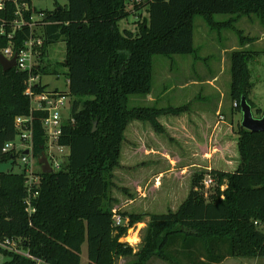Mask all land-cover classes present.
<instances>
[{
	"label": "trees",
	"instance_id": "obj_1",
	"mask_svg": "<svg viewBox=\"0 0 264 264\" xmlns=\"http://www.w3.org/2000/svg\"><path fill=\"white\" fill-rule=\"evenodd\" d=\"M129 1L68 0L67 6L32 8L26 13L27 17L33 11L46 14L47 24L41 29L45 43L31 74L17 68L4 71L0 64V161H16L18 153H4L3 147L19 134L16 117L31 114L32 99L26 93L30 75L66 76L68 90L62 94L71 98L72 105L59 145L69 154L63 167L38 173L41 185L32 201L34 213L27 211L31 192L24 169L0 172V241H16L19 249L43 264H81L85 243L88 264H115L120 257L132 258L128 264H147L154 257L171 264H220L233 257H264V131H250L240 124L236 169H211L208 173L215 185L207 196L202 183L205 173L194 174L189 194L176 210L120 212L124 222L116 226L111 195L129 125L147 122L158 134H167L162 117L193 111L189 105H129L131 95L151 93L154 56L195 54L196 15H202L211 29L236 30V21L242 17L257 16L264 22V0H135L136 10L146 5L149 13L148 20L138 23L137 31L123 29L120 24L134 14L127 7ZM216 14H229L230 18L217 21ZM14 19L15 7L9 1L0 11V27L10 31ZM236 31L242 47L251 43L250 37ZM29 35L26 27L13 39L0 37V45L9 41L17 45ZM60 41L66 44V56L60 62L65 72L45 62L49 47ZM260 54L250 48L231 54L230 95L239 111L243 97L252 109L257 108L250 97L254 88L250 64ZM33 90L53 91L40 82ZM43 117L44 113L33 112L35 158L46 150ZM225 124L220 119L216 126ZM146 218L138 249L121 241L134 224ZM0 254L11 256L4 264H36L3 247Z\"/></svg>",
	"mask_w": 264,
	"mask_h": 264
},
{
	"label": "rangeland",
	"instance_id": "obj_2",
	"mask_svg": "<svg viewBox=\"0 0 264 264\" xmlns=\"http://www.w3.org/2000/svg\"><path fill=\"white\" fill-rule=\"evenodd\" d=\"M58 5L67 6L68 0H33L32 8L53 10ZM127 7L129 10L132 9L134 14L122 20L120 24L123 29L137 31L138 23L148 20V6L144 5L136 10L133 1H129ZM229 18V14L215 15L217 21ZM235 28L242 31L244 37L252 39L250 49L261 53L250 64L254 82L253 99L257 108L261 109L259 112L255 108L253 113L255 117L261 118L263 116L261 112L264 110V22L257 16L242 17L236 21ZM236 30L218 27L211 29L202 15H196L195 54L154 56L151 96L131 95L129 105L131 107L189 105L193 111L183 116L162 117L160 120L167 134H158L147 122L136 121L129 125L123 145L121 167L115 171V186L111 191L117 213H161L169 209L176 210L189 194L194 174L205 173L202 183L203 192L207 196L214 191L215 185L214 182L208 187L204 183L211 169L233 171L238 166L236 130L242 123L243 114L236 108V102L230 95L231 53L242 46ZM65 56L66 44L60 41L49 47L45 62L53 69L65 72L66 68L60 64ZM195 68L200 75L191 71ZM215 77L211 84L210 81ZM197 80L199 81L196 82ZM41 83L49 85L52 89L57 87L62 91L68 90L64 74L44 75ZM150 97L156 101H151ZM217 109L222 112L218 114ZM67 115L69 105L65 113V116ZM220 119L226 123L225 126H216ZM16 144L19 147L22 145L19 137ZM45 152L48 155V151ZM68 154L67 148L58 155L56 153L61 167L67 162ZM38 164L35 163L33 168L39 173L41 165ZM23 166L21 154L18 152L15 162L0 161V172H20ZM107 205L108 203L105 204ZM147 222L146 218L145 221L134 224L128 230V234L132 233L134 237L139 232L141 242ZM262 229L264 230V227ZM127 236L122 237L121 241L133 245L126 240ZM132 236L131 241H135ZM139 245L140 243L133 246L138 249ZM81 259V264L89 263L87 243L82 247ZM10 260V255L0 254V264ZM131 260L130 257H120L115 260V264H128ZM224 264H264V257H233Z\"/></svg>",
	"mask_w": 264,
	"mask_h": 264
},
{
	"label": "built area",
	"instance_id": "obj_3",
	"mask_svg": "<svg viewBox=\"0 0 264 264\" xmlns=\"http://www.w3.org/2000/svg\"><path fill=\"white\" fill-rule=\"evenodd\" d=\"M9 1L14 4L15 19L10 25V31H7L4 25L0 27V37L7 36L9 39H13V37L23 31L26 27L30 29V35L28 38L24 39L22 43L19 42L17 45L13 41H9L5 46L0 45V53L10 60L16 56V66L14 68L31 74L34 67L39 64L41 48L45 43L44 32H42L41 29L47 24L45 23L46 14L44 12L37 13L33 11V14L27 17L26 13L32 10L33 0H0V11L6 9ZM29 1H31V4ZM39 82L41 83V77L39 75H30L27 82L28 88L26 93L32 99L31 114L29 116H17L15 119L16 126L19 129L17 137L20 138L22 145L19 147L16 144V137L15 140L7 142L3 147L4 153L15 151L21 154V159L24 165L23 169L27 175V186L31 192L26 201L28 207L27 211L29 213H34L36 211L32 201L33 198L38 195V188L41 185V177L33 168L35 163L38 164V160L35 158L33 152V112L37 111L44 113L42 127L47 138V157L54 171L61 167L56 153L58 155L66 149V147L59 145V139L63 132L64 121L70 118L72 105L71 98L62 94L64 91L57 87L53 89L50 88L53 90L51 92L36 93L33 90V86H36ZM56 88L58 91H55ZM68 105L69 115L65 116ZM26 151H29V153L26 154ZM214 182V178L210 174H207L204 181L205 185L209 187L214 184ZM114 221L116 226L123 225L124 222L122 215L117 213V211H114ZM0 247L19 252L27 258L35 261L36 264H43L41 260H38L30 252H24L19 249L16 241L10 239H6L3 242L0 241Z\"/></svg>",
	"mask_w": 264,
	"mask_h": 264
},
{
	"label": "water",
	"instance_id": "obj_4",
	"mask_svg": "<svg viewBox=\"0 0 264 264\" xmlns=\"http://www.w3.org/2000/svg\"><path fill=\"white\" fill-rule=\"evenodd\" d=\"M0 64L4 71L11 70L16 66V56L10 60L0 53ZM241 112L243 114L241 125L244 128L254 132L264 131V115L261 118L255 117L253 109L248 103L246 97L241 99ZM93 130H96V124L94 125ZM25 153L28 154L29 151H26ZM38 163L41 165V169L44 173L53 172V168L45 151H42L41 156L38 158Z\"/></svg>",
	"mask_w": 264,
	"mask_h": 264
},
{
	"label": "crops",
	"instance_id": "obj_5",
	"mask_svg": "<svg viewBox=\"0 0 264 264\" xmlns=\"http://www.w3.org/2000/svg\"><path fill=\"white\" fill-rule=\"evenodd\" d=\"M252 43V42H251ZM251 43H248V44H246L245 46H240V48H250V46L252 45ZM239 48V49H240ZM235 50H237V49H235ZM235 50H233L232 52H234ZM232 54V53H231ZM193 73H195L196 75L197 74H199V72H198V70H197V68H195V70H191ZM202 72H203V69H202ZM202 74V73H201ZM200 75V74H199ZM216 79V77L213 79V80H209V79H207V81H210V83L212 84V82L214 81ZM199 80H197L196 82H198ZM150 96H151V93H150ZM250 97H251V100L255 103V105H256V101L253 99V90H252V93H251V95H250ZM151 99V101H153V102H155L156 100L153 98V97H150ZM168 107V106H167ZM169 107H172V106H169ZM257 107V106H256ZM165 108V107H164ZM218 114H220L221 112H222V110H220V109H217V111H216ZM147 219H149V218H147ZM145 223V222H144ZM146 224V223H145ZM135 235H137V236H132V233H129L128 234V236H127V238H126V240H129V242H131V244H133V245H135V246H137V244H139L140 243V238H139V232L138 233H136ZM131 236H132V238H135V241H131L132 239H131ZM137 240V241H136ZM139 242V243H138ZM132 245V246H133ZM135 246H133V247H135ZM121 258H123V257H121ZM229 259V258H228ZM228 259H226V260H228ZM226 260H224L222 263H220V264H224V262H226ZM147 264H171V263H169V262H167V261H164V260H162V259H160V258H156V257H154V258H152V259H150L149 261H148V263Z\"/></svg>",
	"mask_w": 264,
	"mask_h": 264
}]
</instances>
